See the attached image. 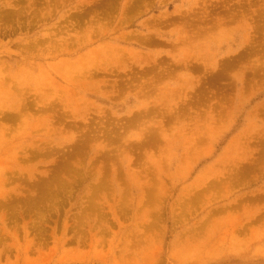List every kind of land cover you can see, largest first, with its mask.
<instances>
[{"label":"rangeland","instance_id":"374dc122","mask_svg":"<svg viewBox=\"0 0 264 264\" xmlns=\"http://www.w3.org/2000/svg\"><path fill=\"white\" fill-rule=\"evenodd\" d=\"M0 264H264V0H0Z\"/></svg>","mask_w":264,"mask_h":264}]
</instances>
